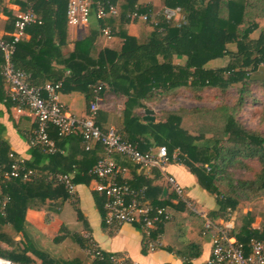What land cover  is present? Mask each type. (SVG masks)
I'll return each mask as SVG.
<instances>
[{"label": "trees", "instance_id": "16d2710c", "mask_svg": "<svg viewBox=\"0 0 264 264\" xmlns=\"http://www.w3.org/2000/svg\"><path fill=\"white\" fill-rule=\"evenodd\" d=\"M92 1L114 5L118 15L103 21L96 20L98 31L77 41L67 56L62 50L68 37V0L15 1L24 11L31 10L37 19L26 30L30 40L16 45L12 58L15 69L28 74L29 83L34 87L61 83L60 92L81 91L87 100L88 110L94 100L93 90L100 85V96L107 92L125 98L122 122L117 128L121 138L137 145L143 153L165 146L171 161L177 152L174 163L184 166L195 177L199 187L215 198L217 210L209 220L217 224L216 220L226 221L230 215L236 214L235 226L229 231L231 237L245 246L252 239L264 241V223L259 229L253 228L254 215L251 212L243 214L239 209L243 201L260 199L264 207V133L247 129L236 117L247 103V97L253 93V86L261 88L264 93V79L254 77L258 69L264 67V24H260L264 20V0H159L163 7L180 8L187 20V24L181 27L167 22L158 14L163 7L157 9L147 0ZM2 5L3 0H0V12L8 16V30L12 33L16 16L8 13ZM134 12L149 16L148 22L143 24L150 25L152 30L143 41L123 30L127 24L139 22L131 19ZM107 26L111 35L119 37L122 44L117 49L104 48L96 52L94 39ZM232 45L233 51L229 49ZM225 57L229 58L226 67H209L211 62ZM175 59H184V62L176 63ZM2 64L3 53L0 50V68ZM3 84L0 75V96ZM207 88L225 97H229L233 90L237 93L232 98L230 113L222 109L220 131H214L210 138L192 136L182 127L181 112L185 113V110L168 113L165 120L154 122L144 121L142 113L138 112L148 109L146 103L158 98L185 95L186 92L193 100L200 101ZM5 98L7 100V96ZM193 112L212 113L204 109ZM35 128L36 124L29 133L28 143ZM2 132L0 126V171L5 172L12 164L9 155L17 154L1 138ZM48 135L55 141L57 151L50 154L39 146H30L33 161L25 160V168L36 172V166L48 159L50 166H55L59 174L69 175L75 171L74 185L88 183V171L101 157H98V148L94 149V146L100 145H92L90 151H85L81 143L82 168H74L76 154L64 157L59 150L68 151L71 136H78L82 142L81 135L76 133L61 137L54 127L49 128ZM100 149L103 153L102 146ZM38 156H41V161H37ZM43 178L37 177L36 173L28 180L16 178L0 183L1 224L16 226L17 219L23 218L27 209H43L47 201L60 199L64 202L69 198L64 186ZM143 187L153 207H163L170 213L174 208L188 210L175 194L170 198L177 200L176 206L169 199L162 202L152 199L153 192L148 182L144 181L135 190ZM98 199L101 209L104 200ZM77 213L79 215L78 210ZM157 227L154 235L161 231L162 225ZM82 244L87 248L88 244L85 245L84 241ZM0 255L9 256L10 261L16 264H35L26 251ZM39 256L43 257V264H58L45 255ZM93 264L109 262L105 258Z\"/></svg>", "mask_w": 264, "mask_h": 264}, {"label": "crops", "instance_id": "0c3cea01", "mask_svg": "<svg viewBox=\"0 0 264 264\" xmlns=\"http://www.w3.org/2000/svg\"><path fill=\"white\" fill-rule=\"evenodd\" d=\"M15 1L24 2L25 0H3L2 6L8 13L16 16L24 10ZM147 1L152 2L155 6L156 2H159V0ZM123 30L129 36L143 41L152 29L147 24L129 23ZM97 31L98 24L95 18L94 21L90 20L87 26H68V37L62 50L64 56L73 51L77 41ZM12 33L8 30V16L1 11L0 36L2 37L0 38L8 40ZM29 40L30 35L27 33L24 41ZM94 40L96 52L104 48L117 49L122 44V40L113 35L110 39H105L100 34ZM221 60L211 62L209 67L211 69L222 68L223 66L219 64ZM175 61L183 63L184 59H175ZM254 77L264 79V67L259 68ZM1 92L0 126L3 129L1 138L17 156L27 161H33L27 138L36 122L27 111L22 115H16L13 112L10 102L5 98L7 88L4 84ZM59 100L68 115L84 117L88 114L87 100L81 91L62 90L59 93ZM125 102V98L116 97L107 92L100 96L95 115L96 124L101 129L115 128L117 130L122 122ZM152 102L146 103V105L150 106ZM138 112L141 114L144 111ZM78 139V136H71L68 151L67 149L59 150L64 157L76 154L73 160L75 162L73 165H76L73 166L74 168H82L80 161H83L81 159L83 155L81 152L83 150L82 142ZM52 141L55 144V141ZM96 148H98V157L102 156L100 146L95 145L94 149ZM41 160V156H38L37 161ZM114 160L119 166L126 168L124 178L132 189L143 185L144 181L148 182L150 191L153 192L152 199L159 200V202L169 199L171 204L176 206L177 200L170 198L175 196L174 193L172 191L166 193L164 189L168 185L165 176L173 177L177 184L183 188L185 195L197 211V213H193L186 209H171L172 219L162 225L160 231L164 236L162 248L154 252L147 251L145 234L138 226L123 224L107 229L103 223V207L99 209L98 206V198L101 197L94 192L95 182L90 178L86 184L75 185L74 199L69 197L64 202H60V199H52L47 201L43 209H27L24 217L17 219L16 226L11 223H0V253L10 255L26 251V255L32 258L35 264H43L41 259L43 257L39 255H45L49 260H54L53 262L58 264H93L85 255L86 248L82 244V241L85 242V245L88 244V239L86 240L85 236H89L105 256L121 254L137 264H205L210 258L213 232L203 234L202 229L204 218L210 219L211 214L217 210L215 198L202 190L195 177L184 166L174 163L175 161L166 164L161 171L141 169L120 156H115ZM36 168L37 177L41 179H44L43 177L47 179L49 174L59 173L55 170V166H50L48 159L42 160ZM69 175L74 179L76 173L72 171ZM148 201L151 202L150 199ZM252 214L255 217L252 226L259 229L264 223V207L263 211ZM236 217V214L235 216L230 215L228 220L218 219L216 223L228 227L230 231L235 226ZM8 257L0 255V258L10 260Z\"/></svg>", "mask_w": 264, "mask_h": 264}, {"label": "built area", "instance_id": "2783aa9c", "mask_svg": "<svg viewBox=\"0 0 264 264\" xmlns=\"http://www.w3.org/2000/svg\"><path fill=\"white\" fill-rule=\"evenodd\" d=\"M158 14L162 15L167 22H174L177 27L187 24L186 17L180 8L163 7ZM117 15V8L110 3L100 4L92 0H68L67 2L66 20L71 27L87 26L91 16H94L97 21H103ZM131 19L145 23L148 22L149 16L134 12ZM36 22L37 19L31 10L21 11L16 15L14 32L10 35V39L0 38V50L3 53L0 75L7 88V100L16 115H22L27 111L36 122V128L29 142L30 146H39L46 153H55L57 149L48 135L50 127H54L61 137L79 133L85 151H90L93 144L102 146L103 155L88 171V176L95 182L94 192L104 200V225L107 229L123 224L139 226L146 237L147 251L154 252L162 248L163 234L157 232L154 235L153 232L157 230L158 225L170 222L172 214L163 207H153L147 200L146 188L132 189L124 178L126 168L119 166L113 156L125 158L141 169L162 171L166 164L176 160L177 154H173L171 161L165 146L152 148L143 153L137 145L124 141L115 128L101 129L95 122V115L102 85L93 90L94 100L90 104L88 114L84 117L65 113L59 100L61 83H46L43 87L30 85L29 75L16 70L12 58L16 45L26 38L27 28ZM102 34L107 39L111 38L108 27L103 28ZM9 157L12 159V164L8 171H0V183L16 178L28 180L36 176V172L25 168V159L13 153ZM47 179L49 182L64 186L70 199H74L75 185L72 176L55 173L49 174ZM165 179L177 199L189 211L197 213L176 180L170 176H165ZM202 231L203 234L213 232L211 254L205 264H264V241L252 239L248 246H245L229 235L228 227L214 224L208 218H204ZM85 238L88 239L85 255L91 262L107 258L109 264H137L125 255L105 256L89 236ZM0 264L16 263L0 258Z\"/></svg>", "mask_w": 264, "mask_h": 264}, {"label": "rangeland", "instance_id": "374dc122", "mask_svg": "<svg viewBox=\"0 0 264 264\" xmlns=\"http://www.w3.org/2000/svg\"><path fill=\"white\" fill-rule=\"evenodd\" d=\"M156 7L157 9L163 7L160 1L156 2ZM90 20L94 21V16H91ZM260 24L262 26L264 20H261ZM101 36L107 39L103 34H101ZM229 49L233 51L234 46H230ZM228 59V57H225L220 61L219 64L223 66L222 68L227 66L229 62ZM251 89L253 93L251 96L247 97V103L236 117L247 129L260 130L264 133V93H262L263 91L261 88L255 86ZM203 94V98L200 101L193 100L188 92H186L185 95L177 97L168 96L158 98L148 106V109L154 112L156 121L165 120L166 118L164 117L168 113H179L180 110H185V113H180L183 116L182 127L192 136L198 137L204 135L206 138H210L215 133L214 131H220L224 112L222 109H227L226 112L230 113V109L233 106L232 98H235L237 93L233 90L229 97H225L224 94L207 88L204 90ZM200 109L209 110L212 111V113L203 112L202 114H196V112H193L194 110ZM142 115L143 117L145 116L144 112ZM175 154H177V152H175ZM114 157L115 156H113V159ZM164 189L166 193L172 191L168 185H166ZM239 209L243 214L263 211V200L260 199L254 202L243 201L240 203Z\"/></svg>", "mask_w": 264, "mask_h": 264}, {"label": "water", "instance_id": "95a60500", "mask_svg": "<svg viewBox=\"0 0 264 264\" xmlns=\"http://www.w3.org/2000/svg\"><path fill=\"white\" fill-rule=\"evenodd\" d=\"M144 121H149V122H154L155 121V117H154V112L149 110V109H145L144 110Z\"/></svg>", "mask_w": 264, "mask_h": 264}]
</instances>
